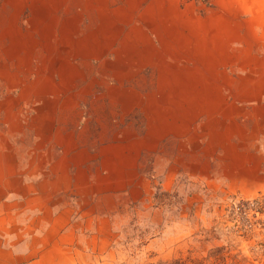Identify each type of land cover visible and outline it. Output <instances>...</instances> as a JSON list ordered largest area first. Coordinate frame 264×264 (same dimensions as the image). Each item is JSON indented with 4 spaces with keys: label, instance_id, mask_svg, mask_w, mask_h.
Listing matches in <instances>:
<instances>
[{
    "label": "rangeland",
    "instance_id": "1",
    "mask_svg": "<svg viewBox=\"0 0 264 264\" xmlns=\"http://www.w3.org/2000/svg\"><path fill=\"white\" fill-rule=\"evenodd\" d=\"M5 7L21 10L34 56L8 172L69 188L53 202L69 233L40 264H214L216 247L225 264H264V192L237 194L228 177L232 140L264 101V0H0L2 30ZM11 96L0 90V113ZM194 113L185 146L178 117L189 126ZM51 141L53 162L33 152Z\"/></svg>",
    "mask_w": 264,
    "mask_h": 264
},
{
    "label": "crops",
    "instance_id": "2",
    "mask_svg": "<svg viewBox=\"0 0 264 264\" xmlns=\"http://www.w3.org/2000/svg\"><path fill=\"white\" fill-rule=\"evenodd\" d=\"M7 8H3L2 13L6 22L9 18V23L3 25V30L0 28V90L11 91L12 96L5 104L3 113H0V170L3 172L0 175V264H40L38 257L46 256L47 248H51L47 241L55 238L57 246L62 247L64 236L69 233L67 208L61 206L59 209L53 203L56 196L64 191L67 193L69 188L64 190L52 186L58 183L53 177L41 178L39 182L37 177L15 176L8 172V169L20 168L22 102L19 90L25 58L34 56L30 50L32 36L28 32L24 36L21 33V10L15 14L16 12L10 9L8 11ZM15 18L18 19L17 28ZM26 63L31 62L27 60ZM258 98L259 102L254 106L253 127L243 124V137L232 140L234 145L239 144L228 154L229 184L231 183L234 192L245 197L264 192V101L260 94ZM237 101L241 102L240 99ZM178 118L180 122L177 136L181 138V144L185 140L183 145L188 146L192 142V131L197 127L194 125L197 115L194 113V117L186 118L190 119L189 126L184 125L182 120L185 118L181 115ZM231 139L227 141L231 143ZM38 149L41 152L46 150L50 153L48 161H54L52 141L40 148L33 146V152H38ZM141 152L142 148L139 147L134 157L132 153L129 168L137 167L133 159L136 161ZM31 161L37 163L35 154ZM23 184L30 187H23ZM38 184L46 185L43 189L39 188L40 194Z\"/></svg>",
    "mask_w": 264,
    "mask_h": 264
},
{
    "label": "trees",
    "instance_id": "3",
    "mask_svg": "<svg viewBox=\"0 0 264 264\" xmlns=\"http://www.w3.org/2000/svg\"><path fill=\"white\" fill-rule=\"evenodd\" d=\"M246 205L247 204L245 203H240L239 205L233 206L231 210L233 214H235L236 216H240V215L245 214ZM218 233H219V230L212 228L211 230L203 232L202 235L205 236V239H206L205 241L209 242L211 240L218 239L219 238V237L217 238ZM226 248L227 247H216L215 249H212L209 252L208 258L214 259L215 260L214 264H225L228 258V256H226V253H227ZM234 258L236 259L237 256H235ZM171 264H204V263L200 261H193V260H189V261L177 260Z\"/></svg>",
    "mask_w": 264,
    "mask_h": 264
}]
</instances>
